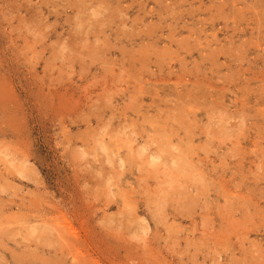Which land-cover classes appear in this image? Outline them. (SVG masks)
<instances>
[{
	"label": "rangeland",
	"instance_id": "1",
	"mask_svg": "<svg viewBox=\"0 0 264 264\" xmlns=\"http://www.w3.org/2000/svg\"><path fill=\"white\" fill-rule=\"evenodd\" d=\"M0 264H264V0H0Z\"/></svg>",
	"mask_w": 264,
	"mask_h": 264
}]
</instances>
